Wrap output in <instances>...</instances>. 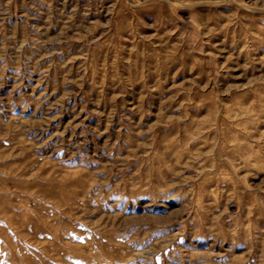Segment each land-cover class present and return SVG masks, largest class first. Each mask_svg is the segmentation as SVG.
Masks as SVG:
<instances>
[{
	"label": "rangeland",
	"instance_id": "1",
	"mask_svg": "<svg viewBox=\"0 0 264 264\" xmlns=\"http://www.w3.org/2000/svg\"><path fill=\"white\" fill-rule=\"evenodd\" d=\"M0 264H264V0H0Z\"/></svg>",
	"mask_w": 264,
	"mask_h": 264
}]
</instances>
